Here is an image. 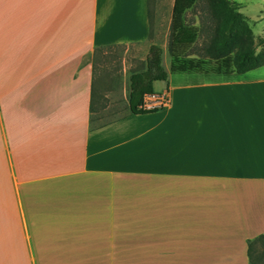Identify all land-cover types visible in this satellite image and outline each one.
Segmentation results:
<instances>
[{"label": "crops", "instance_id": "1", "mask_svg": "<svg viewBox=\"0 0 264 264\" xmlns=\"http://www.w3.org/2000/svg\"><path fill=\"white\" fill-rule=\"evenodd\" d=\"M150 9L0 0V264H248L264 234V67L165 69L152 88L167 107L94 124L93 51L147 43Z\"/></svg>", "mask_w": 264, "mask_h": 264}, {"label": "trees", "instance_id": "2", "mask_svg": "<svg viewBox=\"0 0 264 264\" xmlns=\"http://www.w3.org/2000/svg\"><path fill=\"white\" fill-rule=\"evenodd\" d=\"M199 0H174L171 34L167 45L170 75H243L264 67V37L254 38L247 18L229 0H205L215 27L200 52L196 49V29L184 24V14ZM190 31L191 36L184 34ZM150 37V32H149ZM150 39V38H149ZM110 47V46H106ZM96 47L95 52L106 48ZM259 48V51L257 49ZM162 49L150 45L145 69L129 78L128 110L142 115L157 110H142L143 98L155 94L153 83L167 80L162 67ZM94 54V53H93ZM248 264H264V234L247 241Z\"/></svg>", "mask_w": 264, "mask_h": 264}, {"label": "rangeland", "instance_id": "3", "mask_svg": "<svg viewBox=\"0 0 264 264\" xmlns=\"http://www.w3.org/2000/svg\"><path fill=\"white\" fill-rule=\"evenodd\" d=\"M229 1L234 3L239 8V12L247 18L256 40L264 34V0ZM173 5L174 0H150V39L147 43L110 46L98 52L93 51L92 61L101 96L100 104L93 116L95 125L108 122L128 112L129 78L132 73L145 69V58L150 45H157L162 49L161 64L164 69H168L167 45L171 34ZM184 24L189 29L197 30L196 49L200 52L215 27V21L209 15L205 0H199L186 11ZM191 35L190 31L184 34L186 38ZM161 87V83L156 86L157 89Z\"/></svg>", "mask_w": 264, "mask_h": 264}, {"label": "built area", "instance_id": "4", "mask_svg": "<svg viewBox=\"0 0 264 264\" xmlns=\"http://www.w3.org/2000/svg\"><path fill=\"white\" fill-rule=\"evenodd\" d=\"M170 104V97L167 91L147 95L143 98L140 109L142 110H160Z\"/></svg>", "mask_w": 264, "mask_h": 264}]
</instances>
